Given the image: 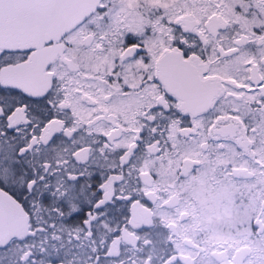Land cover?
<instances>
[{
	"label": "snow or ice",
	"instance_id": "obj_1",
	"mask_svg": "<svg viewBox=\"0 0 264 264\" xmlns=\"http://www.w3.org/2000/svg\"><path fill=\"white\" fill-rule=\"evenodd\" d=\"M193 177L250 205L228 248L174 243ZM206 257L264 264V0H0V264Z\"/></svg>",
	"mask_w": 264,
	"mask_h": 264
},
{
	"label": "flooded vegetation",
	"instance_id": "obj_2",
	"mask_svg": "<svg viewBox=\"0 0 264 264\" xmlns=\"http://www.w3.org/2000/svg\"><path fill=\"white\" fill-rule=\"evenodd\" d=\"M193 181L186 185V196L191 198L190 206L196 208L197 216L193 218L189 215L181 223L176 213L165 215V223L172 219L177 221L172 228L175 245L199 246L208 252L213 246L228 248L229 244H233V238L238 239L247 231L250 205L240 203L239 193L233 186L205 185L200 177H193ZM234 200L236 203H233ZM155 231L160 234L156 239L158 247L162 248L163 244L159 241L166 238L167 232L163 228ZM201 264H211V261L206 257Z\"/></svg>",
	"mask_w": 264,
	"mask_h": 264
}]
</instances>
